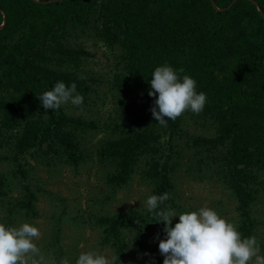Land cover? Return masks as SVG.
I'll return each mask as SVG.
<instances>
[{"label":"trees","instance_id":"1","mask_svg":"<svg viewBox=\"0 0 264 264\" xmlns=\"http://www.w3.org/2000/svg\"><path fill=\"white\" fill-rule=\"evenodd\" d=\"M231 1L0 0V138L13 139L16 153L33 150L74 165L85 160L82 141L98 123L72 112L70 104L45 110L38 96L56 81L75 82L83 96L88 92L83 67L89 51L75 39L96 34L119 52L112 85L125 121L115 120L98 147V158L110 167L109 187L126 186L142 162L150 195L170 192L161 208L181 210L173 159L179 151L173 148L185 137L207 157L221 159L218 174L237 201L238 231L256 236L263 247L253 207L264 188V0H235L229 6ZM164 63L194 78L207 102L199 114L186 110L161 125L152 116L148 81ZM190 121L206 130L189 132ZM3 178L0 174V204L9 191ZM24 188L8 207L5 226L21 212L36 214L35 193ZM94 222L102 228L101 244L118 257L126 249V229L137 230L138 249L156 232L147 264H163L158 244L164 225L145 208L99 215Z\"/></svg>","mask_w":264,"mask_h":264},{"label":"rangeland","instance_id":"2","mask_svg":"<svg viewBox=\"0 0 264 264\" xmlns=\"http://www.w3.org/2000/svg\"><path fill=\"white\" fill-rule=\"evenodd\" d=\"M75 41L89 51L83 73L90 88L83 96L82 106L70 104V107L72 112L96 121L99 129L85 135L82 141L85 160L77 165L65 163L51 154H31L33 150L16 153L13 139L0 138V174L5 176L3 179L9 188L8 198L0 204V224L6 225L10 216L8 207H12L14 198L23 196L27 184L35 193L36 214L25 216L21 212L9 225L19 227L29 223L40 231V236L34 238L39 251L28 254L25 264H63L64 259L75 264L78 255L88 251L105 255L110 264H147L158 238L156 232L151 231L145 246L138 249L133 242L137 230L126 229V249L118 257L110 246L101 244L102 228L94 222V217L99 215L142 210L143 202L150 196V186L142 177L145 167L142 162L126 186L112 190L106 181L110 167L97 155L100 140L111 133L112 123L115 120L125 123L118 116V93L112 85V78L120 67L119 52L105 45L96 34L87 33ZM193 130L204 132L206 126L192 125L190 121L189 132ZM186 140L185 137L178 140V146L173 148L179 151L178 155L173 153V159L178 164L175 200L181 206V210L174 208L173 211L191 212L208 207L238 225L237 201L218 174L221 159L214 161ZM258 194L253 209L259 222L257 233L264 242V188ZM177 221L178 217H174L173 225ZM256 256L264 257V245L253 256L254 263Z\"/></svg>","mask_w":264,"mask_h":264},{"label":"clouds","instance_id":"3","mask_svg":"<svg viewBox=\"0 0 264 264\" xmlns=\"http://www.w3.org/2000/svg\"><path fill=\"white\" fill-rule=\"evenodd\" d=\"M179 72L183 69L176 70L164 63L155 67L148 81V95L154 97L152 116L161 125L174 121L186 110L199 114L207 102L206 94L197 92L196 80L187 74L180 76ZM38 99L45 110L54 111L65 104L80 107L84 103L75 82L66 85L56 81ZM171 195L170 192L153 194L143 202L146 212L164 225V238L158 244L163 264H250L260 247L256 236L244 237L236 224L212 208L182 213L161 208ZM174 217H178V221L173 225ZM39 236V229L29 223L19 227L0 224V264H25L28 254L39 251L34 242ZM63 264L72 262L64 259ZM75 264H110V261L103 254L88 251L81 252ZM255 264H264V257L256 256Z\"/></svg>","mask_w":264,"mask_h":264},{"label":"water","instance_id":"4","mask_svg":"<svg viewBox=\"0 0 264 264\" xmlns=\"http://www.w3.org/2000/svg\"><path fill=\"white\" fill-rule=\"evenodd\" d=\"M50 1V0H49ZM235 0H232L231 3H229V6L232 5V3L234 2ZM44 2H47V1H44ZM3 23L0 25V28L2 27Z\"/></svg>","mask_w":264,"mask_h":264}]
</instances>
